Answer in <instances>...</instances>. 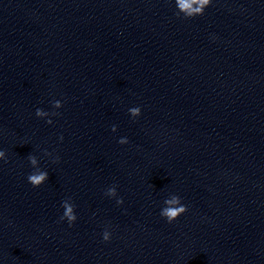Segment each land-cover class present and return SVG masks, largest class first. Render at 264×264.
I'll list each match as a JSON object with an SVG mask.
<instances>
[{
    "label": "clouds",
    "instance_id": "9594fccd",
    "mask_svg": "<svg viewBox=\"0 0 264 264\" xmlns=\"http://www.w3.org/2000/svg\"><path fill=\"white\" fill-rule=\"evenodd\" d=\"M176 6H177V16H180L183 14L184 18H194L196 16H200L204 14V10L206 7H208L212 0H175ZM55 107H61V104L59 101L55 103ZM129 112L132 117H138L141 114V110L139 107H133L129 109ZM37 116H43L45 113L41 109H37L36 111ZM53 115H58V113H54ZM48 123H52V121H48ZM112 131H116V127H112ZM61 139H63L61 137ZM126 138H122L119 140L120 144L127 143ZM46 154L50 155V153ZM0 159H4L6 161V153L4 151H0ZM29 161L31 165L36 164V159L34 156H29ZM28 182L33 187H39L42 185L47 179H48V173L45 171L40 172H33L29 174L27 177ZM106 195L110 197H115L117 195L116 193V187L112 186L110 187ZM70 198L66 199L62 202V207L65 209L63 215L60 217L61 220L67 219L69 226H71L77 219L74 208L75 205L73 203H69ZM123 200L118 199L117 204H122ZM164 204L166 205L162 210L160 215L164 217L168 223H172L175 221L180 215L184 214L187 211V206L183 205L181 203V198L177 195H171L170 198L165 199ZM103 241L107 242L111 238V233L107 230H105L102 234Z\"/></svg>",
    "mask_w": 264,
    "mask_h": 264
}]
</instances>
